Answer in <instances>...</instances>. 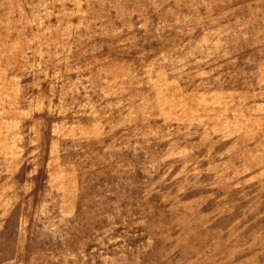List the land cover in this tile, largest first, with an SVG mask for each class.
Instances as JSON below:
<instances>
[{"label":"rangeland","instance_id":"1","mask_svg":"<svg viewBox=\"0 0 264 264\" xmlns=\"http://www.w3.org/2000/svg\"><path fill=\"white\" fill-rule=\"evenodd\" d=\"M0 264H264V0H0Z\"/></svg>","mask_w":264,"mask_h":264}]
</instances>
